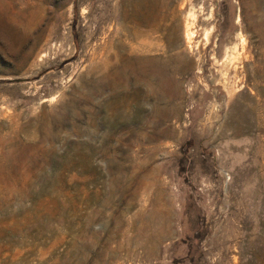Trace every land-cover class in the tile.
I'll return each instance as SVG.
<instances>
[{
	"label": "rangeland",
	"instance_id": "1",
	"mask_svg": "<svg viewBox=\"0 0 264 264\" xmlns=\"http://www.w3.org/2000/svg\"><path fill=\"white\" fill-rule=\"evenodd\" d=\"M121 10L0 0V264H264V0Z\"/></svg>",
	"mask_w": 264,
	"mask_h": 264
},
{
	"label": "bare ground",
	"instance_id": "2",
	"mask_svg": "<svg viewBox=\"0 0 264 264\" xmlns=\"http://www.w3.org/2000/svg\"><path fill=\"white\" fill-rule=\"evenodd\" d=\"M120 2L122 4V10L120 12V20L122 21V27L126 30L127 34L130 33L132 36H134L135 40L138 41L139 35H140L139 31L147 23V21H146L147 17H145V15L147 14L146 13L147 0H120ZM100 8H102V7H100ZM102 14H104L103 11H102ZM111 16H113V15H111ZM113 28H114V26H113ZM187 30H188L187 31V39L189 40V42H192V41H190L191 36H192V32L189 28ZM132 48L135 49L137 47L135 45H132Z\"/></svg>",
	"mask_w": 264,
	"mask_h": 264
}]
</instances>
